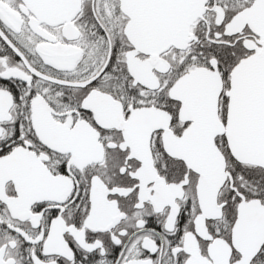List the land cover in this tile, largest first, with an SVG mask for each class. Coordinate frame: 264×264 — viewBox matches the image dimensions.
<instances>
[{"label":"snow or ice","instance_id":"6c2138e0","mask_svg":"<svg viewBox=\"0 0 264 264\" xmlns=\"http://www.w3.org/2000/svg\"><path fill=\"white\" fill-rule=\"evenodd\" d=\"M0 264H264V0H0Z\"/></svg>","mask_w":264,"mask_h":264}]
</instances>
